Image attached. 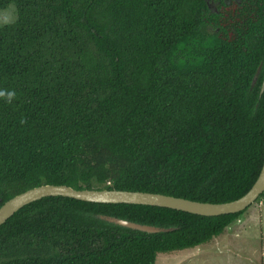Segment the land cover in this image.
I'll use <instances>...</instances> for the list:
<instances>
[{
	"label": "trees",
	"instance_id": "obj_1",
	"mask_svg": "<svg viewBox=\"0 0 264 264\" xmlns=\"http://www.w3.org/2000/svg\"><path fill=\"white\" fill-rule=\"evenodd\" d=\"M208 1L0 0L18 16L0 28V90L16 93L0 98V208L42 185L244 196L264 163V0H215L218 12ZM246 211L47 197L0 227V264H156Z\"/></svg>",
	"mask_w": 264,
	"mask_h": 264
},
{
	"label": "water",
	"instance_id": "obj_2",
	"mask_svg": "<svg viewBox=\"0 0 264 264\" xmlns=\"http://www.w3.org/2000/svg\"><path fill=\"white\" fill-rule=\"evenodd\" d=\"M230 3V2H229ZM261 64L255 74L252 87L255 86L261 72ZM264 93V79L261 94ZM264 193V163L252 188L241 198L227 203H204L184 198L140 191L123 190H77L66 185H42L21 193L8 200L0 208V227L25 206L47 197H67L84 202L100 204H135L174 209L205 217H217L240 213L249 209ZM103 219L116 225L144 233L167 232L170 229L130 222L115 217Z\"/></svg>",
	"mask_w": 264,
	"mask_h": 264
},
{
	"label": "rangeland",
	"instance_id": "obj_3",
	"mask_svg": "<svg viewBox=\"0 0 264 264\" xmlns=\"http://www.w3.org/2000/svg\"><path fill=\"white\" fill-rule=\"evenodd\" d=\"M18 19L15 5L0 11V28ZM156 264H264V202L254 203L219 238L195 249L160 254Z\"/></svg>",
	"mask_w": 264,
	"mask_h": 264
},
{
	"label": "flooded vegetation",
	"instance_id": "obj_4",
	"mask_svg": "<svg viewBox=\"0 0 264 264\" xmlns=\"http://www.w3.org/2000/svg\"><path fill=\"white\" fill-rule=\"evenodd\" d=\"M223 3L227 4V5H232L233 3H240V0H221ZM221 1H219L218 3L215 2V0H209L208 1V5L210 7V9L212 11H216L218 12L217 6H221ZM230 2V3H229ZM213 28L211 26H209L208 30H212Z\"/></svg>",
	"mask_w": 264,
	"mask_h": 264
},
{
	"label": "clouds",
	"instance_id": "obj_5",
	"mask_svg": "<svg viewBox=\"0 0 264 264\" xmlns=\"http://www.w3.org/2000/svg\"><path fill=\"white\" fill-rule=\"evenodd\" d=\"M16 93L14 90H0V98L6 99L9 103L15 98ZM23 119L21 120V123H25Z\"/></svg>",
	"mask_w": 264,
	"mask_h": 264
}]
</instances>
